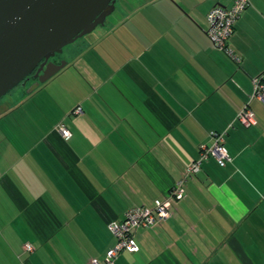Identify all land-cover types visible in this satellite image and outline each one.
I'll return each instance as SVG.
<instances>
[{
  "label": "crops",
  "instance_id": "crops-1",
  "mask_svg": "<svg viewBox=\"0 0 264 264\" xmlns=\"http://www.w3.org/2000/svg\"><path fill=\"white\" fill-rule=\"evenodd\" d=\"M138 3L111 24L127 29L72 49L57 74L0 107V264L103 262L109 224L165 199L232 122L226 166L204 161L172 216L137 229L139 250L115 264H264V104L252 97L264 0H250L230 37L239 64L207 35L208 12L233 0ZM248 102L251 126L235 120Z\"/></svg>",
  "mask_w": 264,
  "mask_h": 264
},
{
  "label": "water",
  "instance_id": "water-1",
  "mask_svg": "<svg viewBox=\"0 0 264 264\" xmlns=\"http://www.w3.org/2000/svg\"><path fill=\"white\" fill-rule=\"evenodd\" d=\"M115 0H0V99L38 69L31 93L67 64L47 62L104 25Z\"/></svg>",
  "mask_w": 264,
  "mask_h": 264
},
{
  "label": "built area",
  "instance_id": "built-area-1",
  "mask_svg": "<svg viewBox=\"0 0 264 264\" xmlns=\"http://www.w3.org/2000/svg\"><path fill=\"white\" fill-rule=\"evenodd\" d=\"M250 0H233L231 6L215 5L207 14L208 30L207 35L216 48L224 51L234 62L240 63L241 56L231 47L230 37L234 33L235 25L241 13L248 7ZM253 98H257L264 104V80L262 76L255 77ZM75 114H83L84 110L78 106L74 109ZM236 121L245 126L255 125L257 123L256 115L250 106L246 103L237 113ZM233 122L225 130L212 133V141L209 144L202 145L198 158L193 161L186 175L176 182L165 199H156L152 207L137 206L126 211L122 221H113L109 224V229L116 238L114 247L107 251L105 260L101 262L93 258L88 264H115L116 259L122 251L136 252L139 245L135 238V232L139 228H151L163 220L170 218L173 214V200H181L185 196V184L189 176L200 172L202 163L210 157H214L220 166L225 167L231 159L229 150L226 146V135ZM59 131L63 136L68 137L71 131L64 124L58 125ZM26 250L33 251L35 247L27 243Z\"/></svg>",
  "mask_w": 264,
  "mask_h": 264
},
{
  "label": "rangeland",
  "instance_id": "rangeland-1",
  "mask_svg": "<svg viewBox=\"0 0 264 264\" xmlns=\"http://www.w3.org/2000/svg\"><path fill=\"white\" fill-rule=\"evenodd\" d=\"M123 14L124 13H122V12H116V16H120V17H122L123 16ZM115 16V15H114ZM119 18V17H118ZM117 21H119L120 19H116ZM117 21H116V23H117ZM111 23H112V21H108L107 23H106V25H100V26H98L95 30H94V32L93 33H89V34H87V35H85L84 37H81V38H79L74 44H70V45H68V46H66V48H65V53H66V61H67V58H68V56H69V54H68V52L70 51H72V49H77V47H79V46H81V45H86V44H92V46H94L95 44H96V42H97V38L96 37H98V36H100L101 34H103L104 33V31H106V30H108V29H127V22H126V24L124 23L123 25H121V26H118V27H111L112 25H111ZM93 37V38H92ZM94 39L95 38V40L94 41H91V40H88V39ZM111 39L113 40V36L111 37V35H109V36H105L104 37V40L103 41H105V44L106 45H108V47H109V43H110V41H111ZM34 84H32L31 86H29L28 87V89L30 88V87H32ZM28 89H27V91H28ZM18 91H21V89H18V88H16V89H14L11 93H7L3 98H1L0 99V107H2V108H4V107H7L8 105L10 106V105H13V104H15L14 102L16 101L15 100V98H16V93H18ZM27 93V92H26ZM25 93V94H26ZM10 117V119L12 118L13 119V114L11 115V116H9Z\"/></svg>",
  "mask_w": 264,
  "mask_h": 264
},
{
  "label": "flooded vegetation",
  "instance_id": "flooded-vegetation-1",
  "mask_svg": "<svg viewBox=\"0 0 264 264\" xmlns=\"http://www.w3.org/2000/svg\"><path fill=\"white\" fill-rule=\"evenodd\" d=\"M138 2H142V0H115V3H114L115 9L112 12V14L106 18L104 25H106V23L108 21H112L111 24H115L117 21L116 19H121L122 17H125L127 12H130L133 10L134 5L139 4ZM116 12H122L124 14L122 17H120V16H116ZM93 32H91V33H93ZM74 43H72V44H74ZM65 48H64L62 53L56 54L54 57L50 58L47 62L48 63L53 62V63L59 64L62 61H64L66 59ZM42 74H43V70H41V71H38V69L34 70V72L24 81L25 82L24 85L22 83H20L14 89H16V88L21 89V91H18V93L25 94L27 92L28 87L31 86L32 84H36L39 81V78ZM12 91H10L9 93H11Z\"/></svg>",
  "mask_w": 264,
  "mask_h": 264
}]
</instances>
